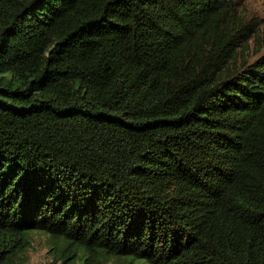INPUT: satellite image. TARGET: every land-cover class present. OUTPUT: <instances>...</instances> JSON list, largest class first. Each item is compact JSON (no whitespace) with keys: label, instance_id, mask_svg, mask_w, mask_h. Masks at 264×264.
<instances>
[{"label":"trees","instance_id":"16d2710c","mask_svg":"<svg viewBox=\"0 0 264 264\" xmlns=\"http://www.w3.org/2000/svg\"><path fill=\"white\" fill-rule=\"evenodd\" d=\"M259 28L237 0H0V264L40 233L52 264H264Z\"/></svg>","mask_w":264,"mask_h":264},{"label":"rangeland","instance_id":"374dc122","mask_svg":"<svg viewBox=\"0 0 264 264\" xmlns=\"http://www.w3.org/2000/svg\"><path fill=\"white\" fill-rule=\"evenodd\" d=\"M240 11L246 15L248 20H255L259 25L256 36L243 45L244 51L241 60L254 61L264 52V0H237ZM33 245L28 250L27 264H52L51 251L49 249L50 238L43 233L33 234ZM81 261L79 260L78 263ZM86 264H125L123 259L106 258L101 259L97 254L90 253Z\"/></svg>","mask_w":264,"mask_h":264}]
</instances>
